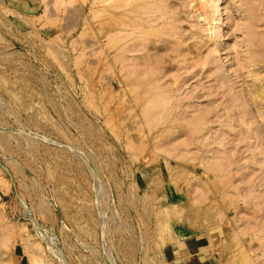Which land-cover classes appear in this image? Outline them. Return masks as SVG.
Masks as SVG:
<instances>
[{"label":"rangeland","instance_id":"obj_1","mask_svg":"<svg viewBox=\"0 0 264 264\" xmlns=\"http://www.w3.org/2000/svg\"><path fill=\"white\" fill-rule=\"evenodd\" d=\"M129 1L0 0V264H264V0Z\"/></svg>","mask_w":264,"mask_h":264},{"label":"bare ground","instance_id":"obj_2","mask_svg":"<svg viewBox=\"0 0 264 264\" xmlns=\"http://www.w3.org/2000/svg\"><path fill=\"white\" fill-rule=\"evenodd\" d=\"M133 1H135L134 4L136 5V7H138V6L141 7V6H143V5L145 4V3H144L145 0H133ZM133 1H132V2H133ZM146 1H149V0H146ZM151 1H152V0H151ZM156 1H157V0H156ZM128 2L131 4V2H130L129 0H128ZM158 2H159V0H158ZM150 3H151V2H150ZM162 3H163V2H162ZM130 4H129V5H130ZM142 4H143V5H142ZM147 4H148V3H147ZM152 4H153V3H152ZM131 5H132V4H131ZM137 5H138V6H137ZM147 6H149V4H148ZM158 6L160 7V5H158ZM139 7H138V8H139ZM155 7H157V4H155ZM163 7L166 8L165 6H163ZM130 8L133 9V7H130ZM134 8H135V7H134ZM142 8H143V7H142ZM149 8H150V7H149ZM149 8L145 9V10L147 11V13H149V12H148V11H149ZM157 8H158V7H157ZM167 8H168V7H167ZM135 9H136V8H135ZM150 9H152V8H150ZM160 9H161V8H160ZM168 9H169V8H168ZM140 10H141V9H140ZM145 10H144V11H145ZM153 10H157V9L155 8V9H153ZM158 10H159V8H158ZM135 11H136V10H135ZM144 11H143V12H144ZM146 11H145V12H146ZM160 11H161V10H160ZM165 11H166V9H165ZM169 11H170V10H169ZM145 12H144V14H147V13H145ZM153 12H155V11H153ZM162 12H163V11H162ZM150 13H151V12H150ZM157 13H160V12H157ZM162 14H163V13H162ZM167 14H168V13H167ZM171 14H172V13H171ZM171 14H170V15H171ZM142 15H143V14H142ZM150 15H151V14H150ZM156 15H157V14H156ZM160 15H161V14H160ZM143 16H144V15H143ZM153 16H155V15H153ZM167 16H168V15H167ZM146 18H148V16L145 17V19H144L145 21H146ZM150 18H153V17L151 16ZM150 18H149V19H150ZM168 18H169V17H168ZM172 18H173V17H172ZM156 19H158L157 21L155 20L156 22H159V20L166 21L165 18H164V19H161L160 17H158V18H156ZM169 20H170V18H169ZM173 20H174V19H173ZM145 21L143 22V24H146ZM149 21L153 24L152 26H155L156 22L153 23V22H152L153 20H152V21L149 20ZM167 21H168V20H167ZM150 22H149V26L151 25ZM160 22H161V21H160ZM168 22H169V21H168ZM170 22H172V19H171ZM170 22H169V23H170ZM131 23H132V22H131ZM131 23H130V24H131ZM164 23H166V22H164ZM169 23H168V24H169ZM130 24H129V25H130ZM143 24H142V25H143ZM147 24H148V21H147ZM157 24H159V23H157ZM157 24H156V25H157ZM166 24H167V23H166ZM166 24H165V25H166ZM168 24H167V25H168ZM171 24H173V23H171ZM131 25H135V24H131ZM165 25H164V26H165ZM138 26H140V25L137 24V26H134V27H135V28H136V27L138 28ZM146 26H147V25H146ZM158 26L161 27L160 25H158ZM158 26H157V27H158ZM164 26H162V27H164ZM173 26L175 27L176 25H173ZM173 26H172V27H173ZM140 27H142V26H140ZM147 27H148V26H147ZM147 27H146L145 29L148 30ZM172 27H170L169 30H172ZM174 27H173V28H174ZM135 28H133V30H134ZM143 28H144V27H143ZM143 28H141V29H143ZM145 29H144V30H145ZM149 29H150V27H149ZM174 29H177V28H174ZM140 31H141V30H140ZM167 31H168V29H167ZM175 31H176V30H175ZM131 32H132V31H131ZM133 32H134V31H133ZM133 32H132V33H133ZM152 32L155 33L154 31H152ZM152 32H150V33L153 34ZM170 32H172V33H176V32H173V31H170ZM170 32H169V33H170ZM142 34H144V32H143ZM131 36H132V35H131ZM133 40H135V39H133ZM131 41H132V40H131ZM255 46H256V45H254L253 47H251L250 50H249V52H250L251 54H248V55L251 56V57H253V56L256 55V51H255V48H256V47H255ZM258 49H259V48H258ZM260 50H261V51H260V53H259L260 55H258V58H255V61L253 60V62L250 61L249 65H248V66H253V69H254V70H253V71H254V76H253V77L251 76V77L253 78V81H254V82H258L257 84H259V85H258L256 88L254 87L253 91H252V92H249L250 95H248V96L246 95V97L248 98L249 96H251V99L253 100V102H254V104H255V107H256V110H257V112H258V114H259V115H258V116H259L258 118L261 117V119L264 120V70H260L261 68L264 69V50H263V49H260ZM258 52H259V51H258ZM258 52H257V53H258ZM153 54H154V53H153ZM157 55H158V53H157ZM159 55H160V54H159ZM152 57H153V55H152ZM260 57H261V58H260ZM153 58H157V56H156V57H153ZM146 59H147L146 61H148V60H149V56H148V58L146 57ZM151 60H152V59H151ZM152 61H155V60H152ZM152 61H151V62H152ZM148 62H150V61H148ZM257 67H259V69H258ZM253 71H252V72H253ZM250 74H251V73H250ZM250 74H249V76H250ZM251 75H252V74H251ZM149 82H150V81H149ZM149 82H148V83H149ZM148 83H147V85H149ZM151 83H152V82H151ZM151 83H150V84H151ZM152 85H153V86H151V89H152V87H156V86H155L156 84H152ZM157 86H158V85H157ZM147 87H148V86H147ZM158 88H160V87H158ZM158 88H157V89H158ZM247 88H249V87H247ZM157 89H155V90L157 91ZM249 89H250V88H249ZM145 90H146V89H145ZM148 90H149V89H148ZM155 90H152V92L155 91ZM161 90H162V88H161ZM161 90L159 89V92H160ZM146 91H147V90H146ZM149 91H151V90H149ZM149 91H148V92H149ZM162 91H163V90H162ZM164 91H165V90H164ZM149 93H150V92H149ZM155 93H156V92H155ZM159 94H160V98H161L162 93H159ZM153 95H155V94H153ZM157 95H158V94H157ZM158 96H159V95H158ZM244 98H245V97H244ZM155 99H156V98H155ZM157 99H159V98H157ZM245 99H246V98H245ZM248 99H249V98H248ZM165 100H166V99H165ZM233 100H234V99H233ZM236 100H237V99H236ZM157 101H158V100H157ZM159 101H160V99H159ZM159 101H158V102H159ZM162 101H163V100H161V103H162ZM166 101H167V100H166ZM166 101H165V102H166ZM243 101L246 102V100H243ZM249 101H251V100H249ZM153 102H155V100H153ZM165 102H164V103H165ZM251 102H252V101H251ZM251 102H250V103H251ZM156 103H157V102H156ZM168 103H169V101H168ZM235 103H236V102H235ZM248 103H249V102H247V104H248ZM169 104H170V103H169ZM233 104H234V102H233ZM242 104H243V103H242ZM254 104H253V106H254ZM163 106L165 107V105H162V107H163ZM236 106H237V104H236ZM158 107H161V106H158ZM164 107L161 109L162 112H163L164 109L166 110V108H164ZM237 107H238V106H237ZM242 107L244 108V106H242ZM156 108H157V107H156ZM170 109H171V108L167 109V113H168V111L171 113ZM154 110H155V109H154ZM172 110H173V109H172ZM161 111H160V109H159V113H161ZM238 111H240V110H238ZM246 112H247V111H246ZM251 112H252V111H251ZM254 112L257 113L256 111H254ZM165 113H166V112L164 111V113H161V114L164 115ZM167 113H166V114H167ZM170 113H169V114H170ZM241 113H242V111H241ZM243 113H244V112H243ZM243 113H242L241 115L244 116ZM248 113H250L249 110H248ZM252 113H253V112H252ZM166 114H165V115H166ZM169 114H168V115H169ZM172 114H173V113H172ZM172 114H171V115H172ZM158 115L160 116V114H158ZM173 115H174V114H173ZM239 115H240V112H239ZM250 115H251V114H250ZM250 115H249V116H250ZM161 116H162V115H161ZM245 116H246V115H245ZM256 116H257V115H256ZM159 118H161V117H159ZM241 118H242V116H241ZM244 118H245V117H244ZM255 118H256V117H255ZM161 119H162V118H161ZM165 119H166V118H165ZM245 119H246V118H245ZM255 120H256V119H255ZM259 120H260V119H259ZM170 121H171V120H170ZM170 121H169V123H171ZM202 121H203V120H202ZM205 121H206V120H205ZM241 121H242V119H241ZM186 122H187V121H186ZM192 122H193V121H192ZM192 122H190V123H192ZM203 122H204V121H203ZM203 122H199V121H198V122H196V123L194 122V124H190L189 121H188L186 124H187V127H188V123H189V124H190V125H189V128H190V126L192 127V125H195V124L198 125V123L200 124V123H203ZM243 122L245 123V120H244ZM256 122H257V121H256ZM260 122H262V124H261ZM260 122H259V123H260L261 125L264 124L263 121L260 120ZM206 123H208V122L206 121ZM244 123H243V124H244ZM253 124H254V123H253ZM200 125L203 127L204 123H203V125H202V124H200ZM173 126H174V125H173ZM185 126H186V125H185ZM256 126H257V125H256ZM258 126H259V125H258ZM198 127H200V126H198ZM263 127H264V126H263ZM194 128H195V127L192 128V132H193ZM255 128H257V127H255ZM258 128H259V127H258ZM260 128H261V126H260ZM190 130H191V129H190ZM201 130H202V128H201ZM261 130H264V128L261 129ZM187 131H188V130H187ZM254 131H255V129H254ZM254 131H253V132H254ZM258 131H260V130H258ZM263 132H264V131H263ZM263 132L261 133V131H260V133L264 135ZM201 133H202V132H201ZM255 133L257 134V130L255 131ZM260 133H259V134H260ZM192 134H193V133H192ZM261 138H262V137H261ZM194 139H195V138H194ZM196 140H198V139H196Z\"/></svg>","mask_w":264,"mask_h":264},{"label":"crops","instance_id":"obj_3","mask_svg":"<svg viewBox=\"0 0 264 264\" xmlns=\"http://www.w3.org/2000/svg\"><path fill=\"white\" fill-rule=\"evenodd\" d=\"M209 244L202 240H187L170 249V264H212Z\"/></svg>","mask_w":264,"mask_h":264}]
</instances>
